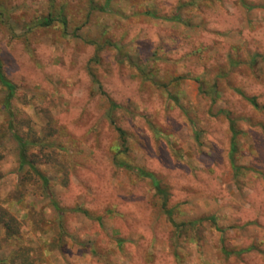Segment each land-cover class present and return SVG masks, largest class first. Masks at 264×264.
Here are the masks:
<instances>
[{
    "label": "rangeland",
    "instance_id": "374dc122",
    "mask_svg": "<svg viewBox=\"0 0 264 264\" xmlns=\"http://www.w3.org/2000/svg\"><path fill=\"white\" fill-rule=\"evenodd\" d=\"M0 61V264H264V0H0Z\"/></svg>",
    "mask_w": 264,
    "mask_h": 264
},
{
    "label": "trees",
    "instance_id": "16d2710c",
    "mask_svg": "<svg viewBox=\"0 0 264 264\" xmlns=\"http://www.w3.org/2000/svg\"><path fill=\"white\" fill-rule=\"evenodd\" d=\"M51 23V19L50 17H48L47 19L43 20L41 22V25L43 26H48ZM0 86L4 89L6 96L3 100V109L4 111H6L9 114V117L12 118V110H11V100L14 97V92H15V86L5 78V75L2 71V67H1V61H0ZM253 105L255 106V104L253 103ZM14 136V140L16 142V146H17V155H18V160H19V168L22 169L24 167L29 168L36 176H38L41 180V184H42V188L45 192V194L51 198V193L49 191L48 188V179L42 175L41 172H39L36 167L34 166V164L32 163V161L29 158L28 155V146L29 144L20 136L13 134ZM235 151V147H234V136H232L231 141H230V158H232V153ZM121 166L126 169L127 171L136 173L137 175L141 176V177H146L150 180L152 186L158 191L161 192L159 189V182L155 179V177L150 174L145 172L144 170H142L140 167L137 166H131L125 163H121ZM162 193V192H161ZM53 206L55 208V210L57 212H59L61 215L62 211L59 208V204H57L56 201H53ZM165 214L167 215L168 219L172 221L171 218V214L169 213V211L167 209H165ZM11 225H8V228H10Z\"/></svg>",
    "mask_w": 264,
    "mask_h": 264
}]
</instances>
